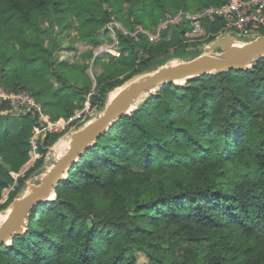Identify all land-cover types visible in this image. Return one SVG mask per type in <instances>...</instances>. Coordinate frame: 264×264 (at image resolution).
<instances>
[{"label": "trees", "instance_id": "trees-1", "mask_svg": "<svg viewBox=\"0 0 264 264\" xmlns=\"http://www.w3.org/2000/svg\"><path fill=\"white\" fill-rule=\"evenodd\" d=\"M123 1L133 21L123 19ZM227 1L0 0V84L29 89L51 120L69 118L89 87L68 85L78 73L55 65L41 17H74L80 40L96 45L114 17L134 31L141 21L153 28L169 14ZM203 26L207 42L215 40L221 23ZM184 30L170 27L157 43L119 31L129 54L117 67L135 65L143 48L137 72L156 70L181 47ZM119 84L100 79L94 100ZM11 109L0 102V200L10 173L28 161L38 124V115ZM55 192L30 213L24 234L0 246V264H138L137 252L148 264H264V58L244 71L163 85L81 154Z\"/></svg>", "mask_w": 264, "mask_h": 264}, {"label": "rangeland", "instance_id": "rangeland-1", "mask_svg": "<svg viewBox=\"0 0 264 264\" xmlns=\"http://www.w3.org/2000/svg\"><path fill=\"white\" fill-rule=\"evenodd\" d=\"M120 4L123 19L133 21L135 17L129 14V3L127 1H123L120 2ZM113 19L121 29L127 32L125 35L128 36H132L133 33H135L139 29H143L149 32L150 34L154 35L156 34L157 29L160 25L158 24L153 28H146L145 23L141 21L139 27L136 30L131 31L130 29L125 27L124 23L119 19V17H114ZM39 25L46 31V44L49 47H53V61L55 65L60 66V63H63L64 65L72 67L76 71V73H78L77 76L79 78H70L68 81V85H71L72 88L76 89H85L87 86L89 87V89H87V91L85 92L84 102L82 106L75 109L71 117L59 118L67 120L72 119L69 124H67L66 126L64 125L62 128H57V130L48 133L46 136H40V139L37 142L38 150L41 146L44 145V140H46V138L48 140L47 146L44 147L46 150L43 158L41 156L40 151H38L40 158L34 163V165L29 168H27V165H24L19 171H12H22V173L21 176L18 178L17 184L15 185L14 189L10 190L9 188H7L2 193V198L0 200V218L4 217L10 210L12 203L9 204L7 207H4V205L7 204L10 195L16 191V188H18V186L20 185V179L25 177L26 172L35 167V170L31 173V175L27 178H24V184L23 186L21 185V190L17 194V198L22 197L24 194H26V192L28 191V187L31 184H39L42 176L49 170L52 165L55 164L57 156L65 154V152L70 146L69 142L72 133L81 129L87 123L95 120L103 113L105 106L111 98V93L114 90L122 88L125 85L129 84L131 81L136 80L141 76L148 74L149 72H152V70L148 69L140 73L137 72L138 67H142L139 59L142 57L143 53H145L143 48H140V50L138 51V59L136 60L135 65L131 67L119 65V67H117V60L120 57L127 56L129 54V51L124 50L123 45L120 44V40L118 38L120 28H116L114 32L108 31L106 32V34L104 32H101L97 44L91 45L88 43H84L80 40L78 35L77 22L74 17H41V19L39 20ZM172 35L173 31H169L165 35V38L170 39ZM115 37L118 39L117 42L115 41ZM208 37H206L205 39L183 38V46L181 45V47L179 48L174 47L170 49L169 52L171 55V59L169 63L183 62L189 60L190 58L194 57L195 52L203 54L205 52V48L209 43L207 42ZM159 41H156V43ZM184 49L186 51V54H184V56L182 57L177 56L179 55V53L180 55L181 53L183 55V53H185L183 52ZM83 68L85 70L84 72H82ZM100 79L105 82H120L119 86L116 87L114 90L110 91L106 97H103L102 101L94 100L95 95H98L97 93L99 92L98 81ZM15 83V81H12V86L4 85L6 88L0 84V89H2V91L7 94H25L31 96L34 99V97L32 96L33 93L29 89L18 88L17 91L14 92V87H16ZM53 84L55 87L59 86V83H57L55 80H53ZM183 84L184 83H179L176 85ZM28 92L32 95H30ZM148 96L149 95L144 96L139 104L145 101ZM0 102L9 103L12 107V113L15 111L27 112L26 109H20L21 111H19V109L14 107L11 102H8L1 98ZM88 104H90V108H88ZM8 112H10V109L8 110ZM30 112L33 115H36L34 111ZM44 124L45 122H43V120L38 117V125ZM39 161L42 162L39 163ZM24 170H26L25 173L23 172ZM5 196H7V200L3 201L2 199ZM177 255L179 257V260H181L182 262L185 260L183 251H178ZM136 257L138 260V264H148V260L143 253L137 252Z\"/></svg>", "mask_w": 264, "mask_h": 264}, {"label": "water", "instance_id": "water-1", "mask_svg": "<svg viewBox=\"0 0 264 264\" xmlns=\"http://www.w3.org/2000/svg\"><path fill=\"white\" fill-rule=\"evenodd\" d=\"M261 58H264V36L252 41H241L225 35L209 42L203 54L183 62H167L122 87L110 98L98 118L71 134L68 150L57 156L55 164L42 176L40 183L31 184L26 194L12 202L10 210L0 218V246L10 244L15 236L27 231L33 209L55 199L56 187L66 180L68 171L79 156L119 119L130 115L144 96L155 94L166 84L186 83L208 74L244 71Z\"/></svg>", "mask_w": 264, "mask_h": 264}, {"label": "built area", "instance_id": "built-area-1", "mask_svg": "<svg viewBox=\"0 0 264 264\" xmlns=\"http://www.w3.org/2000/svg\"><path fill=\"white\" fill-rule=\"evenodd\" d=\"M205 19L221 23L220 30L214 34L216 38L229 35L241 41H252L264 36V0H229L220 6H208L197 12L180 10L174 14L167 15L160 23L156 34L152 35L143 29H139L132 36L137 38L138 34L141 33L146 35L149 40L156 42L161 40L163 32L170 27L185 26L182 35L184 39H205L210 35L203 26ZM116 28L120 27L114 20L106 25V29L109 32H114ZM119 31L123 34L127 33L121 28ZM115 41H118L116 37ZM0 98L11 102L19 111H21L20 109H26L27 113L34 111L45 122L44 125L37 124L34 127L30 140L29 159L25 163L27 168H29L40 158L37 144L40 136H46L48 133L57 130V128L66 126L72 119L50 120L49 116L43 113L41 106L29 95L7 94L0 89ZM88 108H90V104H88ZM26 170L23 172L25 173ZM21 173L22 171L10 173L14 180L12 185L8 187L10 190L14 189ZM2 200L6 201L7 196L3 197Z\"/></svg>", "mask_w": 264, "mask_h": 264}, {"label": "bare ground", "instance_id": "bare-ground-1", "mask_svg": "<svg viewBox=\"0 0 264 264\" xmlns=\"http://www.w3.org/2000/svg\"><path fill=\"white\" fill-rule=\"evenodd\" d=\"M121 88H118L116 90H114L112 93H111V98H113L119 91H120Z\"/></svg>", "mask_w": 264, "mask_h": 264}]
</instances>
